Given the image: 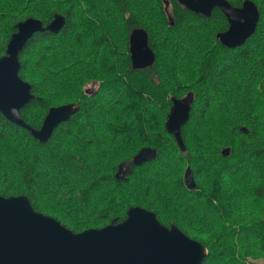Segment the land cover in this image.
I'll return each instance as SVG.
<instances>
[{
    "label": "trees",
    "instance_id": "16d2710c",
    "mask_svg": "<svg viewBox=\"0 0 264 264\" xmlns=\"http://www.w3.org/2000/svg\"><path fill=\"white\" fill-rule=\"evenodd\" d=\"M255 1L256 30L229 47L217 37L229 27L219 6L204 17L179 0H0V56L17 22L66 16L19 53L35 94L25 120L40 127L51 106L80 104L46 142L0 112V194H27L75 231L143 205L202 241L203 264H264V0ZM135 27L156 54L145 67L132 63ZM173 95L193 97L182 144L165 125Z\"/></svg>",
    "mask_w": 264,
    "mask_h": 264
},
{
    "label": "water",
    "instance_id": "95a60500",
    "mask_svg": "<svg viewBox=\"0 0 264 264\" xmlns=\"http://www.w3.org/2000/svg\"><path fill=\"white\" fill-rule=\"evenodd\" d=\"M179 1L204 17H209L219 6L228 17L229 27L219 31L217 37L229 47L244 43L256 30L261 15L255 0H244L241 5L230 0ZM65 20L63 13H56L46 25L34 16L17 22L6 52L0 56V112L43 142L62 121L80 109V104L65 102L51 106L40 127L27 122L21 109L35 94L30 81L20 75L19 53L35 32L44 29L57 32ZM130 51L135 67L154 62L156 54L149 44L147 29L132 30ZM99 87L98 80L84 85L90 95ZM172 101L165 125L182 144V125L190 118L193 97L173 95ZM230 150L227 146L222 152L228 155ZM148 157L143 156L142 160ZM135 161L140 162L136 157ZM185 179L189 187H195L190 165ZM207 253L202 241L187 234L175 222L163 223L154 210L143 205H131L121 221L75 231L57 217L37 210L27 194H0V264H203Z\"/></svg>",
    "mask_w": 264,
    "mask_h": 264
},
{
    "label": "flooded vegetation",
    "instance_id": "af4514ba",
    "mask_svg": "<svg viewBox=\"0 0 264 264\" xmlns=\"http://www.w3.org/2000/svg\"><path fill=\"white\" fill-rule=\"evenodd\" d=\"M125 166H126V168H127V164L125 163V165H124V167H123V169L125 170Z\"/></svg>",
    "mask_w": 264,
    "mask_h": 264
},
{
    "label": "rangeland",
    "instance_id": "374dc122",
    "mask_svg": "<svg viewBox=\"0 0 264 264\" xmlns=\"http://www.w3.org/2000/svg\"><path fill=\"white\" fill-rule=\"evenodd\" d=\"M211 16V15H210ZM219 39V38H218ZM220 40V39H219ZM221 41V40H220ZM222 42V41H221ZM224 44V43H223ZM125 168H126V166H125Z\"/></svg>",
    "mask_w": 264,
    "mask_h": 264
}]
</instances>
